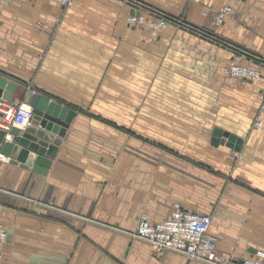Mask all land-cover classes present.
I'll return each instance as SVG.
<instances>
[{
  "label": "crops",
  "instance_id": "0c3cea01",
  "mask_svg": "<svg viewBox=\"0 0 264 264\" xmlns=\"http://www.w3.org/2000/svg\"><path fill=\"white\" fill-rule=\"evenodd\" d=\"M141 1L205 31L164 33L172 48L162 65L139 67V37L150 35L129 24V1L0 0V74L17 82L13 101L30 104L36 91L77 111L47 173L0 154V264H206L130 236L142 217H169L174 202L212 215L219 252L264 249V129L253 125L264 66L254 81L225 72L206 117L185 92L199 89L203 39L218 48L207 53L215 74L233 60L258 64L230 44L264 58V0ZM216 126L241 136V148L214 145Z\"/></svg>",
  "mask_w": 264,
  "mask_h": 264
},
{
  "label": "built area",
  "instance_id": "2783aa9c",
  "mask_svg": "<svg viewBox=\"0 0 264 264\" xmlns=\"http://www.w3.org/2000/svg\"><path fill=\"white\" fill-rule=\"evenodd\" d=\"M61 5L68 6L73 0H55ZM129 1L135 11L140 6H146L141 0ZM152 16L157 17V21L151 20V24H165L169 21L180 20L185 25L183 19L173 17L157 8L148 7ZM231 11V6L226 5L216 13L215 20L222 23L224 18ZM142 20V14H131L128 22L132 26H137ZM201 32L198 29H195ZM241 56V55H240ZM257 65H250L233 60L226 68V71L233 76L248 80L260 79L263 75L260 66H264V58L257 57ZM34 117V107L29 103L8 101L0 97V128L10 130L12 127L25 129ZM253 125L264 129V92L260 105V112L255 117ZM10 138V135H7ZM212 215L201 213L185 208L180 202L173 203V210L169 217L158 222H150L142 217L136 230L129 234L132 238L141 239L149 243L153 250L160 254L165 251H174L184 254L189 259L198 260L206 264H264V249H256L250 255L243 258H233L226 253L217 250V240L210 233L212 225ZM8 231L5 225L0 222V245L6 241ZM1 261V253H0Z\"/></svg>",
  "mask_w": 264,
  "mask_h": 264
},
{
  "label": "water",
  "instance_id": "95a60500",
  "mask_svg": "<svg viewBox=\"0 0 264 264\" xmlns=\"http://www.w3.org/2000/svg\"><path fill=\"white\" fill-rule=\"evenodd\" d=\"M142 2L147 7H152L149 3ZM135 13L139 14L140 11L133 9L132 14ZM173 17L180 18V16ZM191 26L201 32L205 31L194 25ZM230 47L237 49H233L236 54L244 57L252 56L254 57L253 62H259L252 53L239 50L238 46L231 44ZM16 87L17 82L0 74V97L13 101L12 93ZM28 99L34 107V117L25 129L12 127L10 130H5L0 128V154L10 157L13 164L44 174L51 167L53 157L62 143V138L66 136L70 122L77 111L36 91H30ZM7 135L12 136V139H9ZM212 143L214 145L226 144L228 147L238 150L241 148L243 138L216 126L213 130Z\"/></svg>",
  "mask_w": 264,
  "mask_h": 264
},
{
  "label": "rangeland",
  "instance_id": "374dc122",
  "mask_svg": "<svg viewBox=\"0 0 264 264\" xmlns=\"http://www.w3.org/2000/svg\"><path fill=\"white\" fill-rule=\"evenodd\" d=\"M140 7L141 8H139V11L142 14V20H140L141 22H139L137 25V29H139L138 33L139 35L141 33L143 35L148 34L150 36L148 38L139 37V40L137 43L138 44L137 54L139 56L138 57L139 67L140 66L142 67V65H146L150 61L154 62L155 67L160 66L162 65V60H163L162 59L163 54L161 51L163 49L167 51L168 49L172 48L171 43L169 44V46L165 45L163 46L164 48L162 47L164 43L161 42L159 38L161 35H163L164 33H172V32L177 33V34H186V33H191L190 31H188V29L191 31H197V30H195V28H193L191 25L187 23H185V25L181 24L180 20L174 21L176 22V26L174 25V27L172 25L171 26L167 25L168 22H166L165 24L153 25L151 24L150 21L151 20L157 21V17L152 16L150 14L147 6H140ZM179 27H183L187 30L183 28H179ZM200 42L201 44L198 46L197 41L194 38L186 41V44H187L186 46L188 47L187 51L189 50L192 51V49H195L198 46L199 48L198 50H200L201 55L203 57L201 59V74L199 77L201 85L200 83H198L199 89H195V90L186 89L185 92L187 93L186 94L187 96H191V97L199 96L202 99L203 101L201 105L202 115L203 117H206L208 116V114H210V110H214L216 108V104H214L212 100L220 97L221 84H223L226 80L225 72L227 71H226V68H224V69H218L217 74L211 72L210 65H209L210 59L207 57V53L210 50H213V49L216 50L218 48L217 47L210 48V45H208L204 41V39ZM127 44L128 43H124V42L122 43L123 49L128 48ZM233 49L237 50L236 48H233ZM158 76H159L158 82H161L162 80L168 81L165 78L161 79L163 77L162 75L158 74ZM158 76L155 75V78ZM155 92H158V91L155 90ZM169 92L171 96H177V93L182 92V90L181 91L170 90ZM189 92H191V95L189 94ZM194 92H195V95H194ZM159 93H161V91H159Z\"/></svg>",
  "mask_w": 264,
  "mask_h": 264
}]
</instances>
